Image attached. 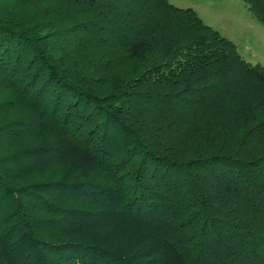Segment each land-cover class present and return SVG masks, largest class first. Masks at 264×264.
I'll use <instances>...</instances> for the list:
<instances>
[{"label":"trees","instance_id":"obj_1","mask_svg":"<svg viewBox=\"0 0 264 264\" xmlns=\"http://www.w3.org/2000/svg\"><path fill=\"white\" fill-rule=\"evenodd\" d=\"M0 264H264V69L168 0H0Z\"/></svg>","mask_w":264,"mask_h":264},{"label":"rangeland","instance_id":"obj_2","mask_svg":"<svg viewBox=\"0 0 264 264\" xmlns=\"http://www.w3.org/2000/svg\"><path fill=\"white\" fill-rule=\"evenodd\" d=\"M168 1L181 9H193L206 25L233 42L247 63L264 69V27L241 0Z\"/></svg>","mask_w":264,"mask_h":264}]
</instances>
